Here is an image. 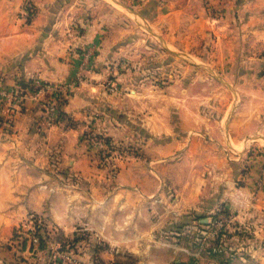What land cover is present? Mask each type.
<instances>
[{
  "label": "crops",
  "instance_id": "0c3cea01",
  "mask_svg": "<svg viewBox=\"0 0 264 264\" xmlns=\"http://www.w3.org/2000/svg\"><path fill=\"white\" fill-rule=\"evenodd\" d=\"M33 1L36 9L27 21L24 0H0V81L7 88L17 87L20 95L17 103L0 100V264H46L50 247H32L37 244L31 245L28 237L30 217L39 215L55 228L62 225L68 229L84 212V219H94L82 208L90 196L96 201V234L110 242L112 249L104 252H111L112 257L113 253L143 254L150 250L147 240L154 230V208L161 220L164 214L176 218L192 211L202 215V221L218 206H224L235 221L252 220L257 236L264 237V183L259 182L264 156L249 157L252 165L238 183L240 166L230 162L221 150V146L236 147L246 136H264V89L250 84L236 86L248 99L232 108L225 123H205L207 120L200 118L196 121L204 132L198 136L158 143L149 139L146 152L149 156L150 151L149 162L155 164L143 166L137 159L119 162L110 180L81 140L92 124L91 118L97 122L94 114L100 116L104 99L100 79L105 73L104 63L114 59V48L122 38L115 21L122 12L107 0ZM118 1L132 5L134 12L155 6L156 12L150 9L145 20L165 28L172 19L178 22L182 15L191 13L194 27L213 29L219 37L216 45L228 46L226 60L231 59L233 47L239 49L234 58L240 61L260 59L259 55H248L252 50L245 47L247 41L264 47V0H223L226 17L217 20L206 17L202 0ZM236 26L241 40L227 35ZM87 52L88 59L84 56ZM78 71L84 73L86 81L76 84L61 103L60 121L46 126L42 104L49 93H37L33 81L73 80ZM167 89L148 88L146 95L136 99L135 107L145 112V123L151 129L160 118L158 128L169 130L162 120H168ZM108 97L107 101L114 104L120 101ZM162 135L155 132V136ZM177 152L182 154L178 160L167 159ZM167 170L173 174L179 171L182 176L170 186L176 197L162 213L161 207L157 210L153 206V197L167 203L165 189L161 181L153 185L150 171L163 177ZM15 231L27 238L24 245L14 237ZM49 234L54 236V231ZM106 253L104 257H108ZM239 254L225 261L209 257L207 264H264V246ZM118 257L113 264H119L115 262ZM139 264L150 262L142 260Z\"/></svg>",
  "mask_w": 264,
  "mask_h": 264
},
{
  "label": "rangeland",
  "instance_id": "374dc122",
  "mask_svg": "<svg viewBox=\"0 0 264 264\" xmlns=\"http://www.w3.org/2000/svg\"><path fill=\"white\" fill-rule=\"evenodd\" d=\"M107 1L122 12L115 20L121 27L122 34L120 31L119 35L121 34L122 38L120 44L114 48V59L104 63L105 73L100 79L104 97L100 102L103 103L99 108L100 116L94 114L97 116V122L91 118L92 124L82 134L81 141L95 164L107 171V178L109 176L110 180L118 169L119 162L123 164L137 159L143 166L155 164L149 162L150 151L149 156L146 152L149 139L158 143L176 137L198 136V133L204 132L196 121L200 118L207 120L205 123L216 120L225 123L234 111H231L232 108L248 99L247 93H242L236 86L250 84L264 89V47L251 45V42L247 41L245 49L252 50L248 55H259L260 59L240 61L234 58L238 56L239 49L233 47V55L229 54L231 59L226 60L228 46L216 45L219 37L213 29L194 27L191 13L182 15L178 22L172 19L165 28L145 20L150 9L156 12L153 5L145 7L146 11L134 12L132 5L119 4L118 0ZM222 1L202 0L207 18L217 20L226 17ZM24 4L31 5L33 9L36 7L33 0H24ZM153 15L154 18L156 15ZM233 16L237 19V16ZM227 35L241 40L238 26L228 30ZM85 79L87 78L76 84L84 83ZM147 87L153 90L168 88V120L162 119L168 126L167 132L158 128L162 125L160 118L151 129L145 123V112L135 107L136 99L146 95ZM75 88H72L70 93H73ZM107 97L113 99L112 101H120L114 104L107 101ZM155 132H161L163 135L155 136ZM246 137L236 147L221 146L226 158L240 166L237 176L239 178L236 180L238 183L252 165L249 157L258 154L264 156V136ZM181 155L177 152L167 159L174 162ZM153 171H150L153 185L162 182L165 189L164 199L167 201L165 203L160 197L154 196L153 206L157 210L161 207V212L164 213L168 203L176 197L175 189L170 186L182 174L179 171L173 174V171L167 170L163 177H158ZM260 177L262 179L259 182L263 184L264 173L259 175ZM92 198L90 196L85 199L86 203L82 208H86L88 214H93L94 219H84V212L68 229H64L62 225L55 228L48 219L44 220L39 215L30 217L27 232H35L40 236L39 243L32 247H50V257L46 264H113L116 256L119 257L115 262L119 264H139L142 260L150 264H177L176 260H180L179 264H192L196 261L207 264L209 257L219 261H225V258L232 260L247 248H256L260 240L264 243V237L257 236L252 220L237 222L233 219L228 223L222 216L220 219L216 217L223 211L230 214L224 206H218L211 214H207L205 223H208L209 227L202 226L204 222L199 220L202 215L198 216L192 211L176 218L164 214L161 220L159 211L154 208V230L147 240L150 250L143 254L113 253L112 257L111 252H104L112 249L110 242L96 234V201ZM215 225H223L224 231L221 229L220 232L222 239L213 236ZM32 226L35 230H30ZM51 231H54L52 237L49 234ZM57 253L65 256L61 257L56 255ZM105 253L108 257H104ZM228 254L231 256L228 257ZM244 255L245 253L242 256Z\"/></svg>",
  "mask_w": 264,
  "mask_h": 264
},
{
  "label": "built area",
  "instance_id": "2783aa9c",
  "mask_svg": "<svg viewBox=\"0 0 264 264\" xmlns=\"http://www.w3.org/2000/svg\"><path fill=\"white\" fill-rule=\"evenodd\" d=\"M25 11H26L25 12L26 20L33 16L34 9L32 8L31 5L29 6L25 5ZM84 56L85 58L88 59L90 57V53L87 52ZM84 78H85L84 73L81 71H78L77 75L75 76L73 80L57 81L53 83H44V82H40L39 80L33 81V85L37 93H41V92L49 93L48 97L44 99L43 104H42V109H43L42 122L46 126L55 125L60 121L61 103L65 99H67L72 88L76 86V83L81 82L82 80H84ZM0 100L8 102L9 104L14 103V102L17 103L20 100L18 88L17 87L7 88L0 81ZM221 216L223 217L222 219L228 223H230L234 219L233 216L231 214H227L226 211L220 212L219 214L216 215V217H218L219 219ZM233 224L234 222H232V226ZM222 226L215 225L212 230V234L214 237H216V239H222V236L220 234L222 230L224 231V228L222 229ZM228 226L230 227L229 224ZM30 230H35V229L32 226ZM29 232H28L29 234L28 237L30 239L31 244H38L40 241V237L37 234H35V232L33 233L31 231ZM56 255H59L61 257L65 256L60 253H57ZM230 256L231 255L228 254V257Z\"/></svg>",
  "mask_w": 264,
  "mask_h": 264
},
{
  "label": "trees",
  "instance_id": "16d2710c",
  "mask_svg": "<svg viewBox=\"0 0 264 264\" xmlns=\"http://www.w3.org/2000/svg\"><path fill=\"white\" fill-rule=\"evenodd\" d=\"M27 21H30V18H28ZM201 225L202 226H208V227L210 226L208 223H202ZM14 237H17L19 239L20 243L23 245L25 244V242L27 240V238H25L21 234H18L16 231L14 232ZM259 245L264 246L263 241L260 240ZM192 264H195V263L193 262Z\"/></svg>",
  "mask_w": 264,
  "mask_h": 264
},
{
  "label": "water",
  "instance_id": "95a60500",
  "mask_svg": "<svg viewBox=\"0 0 264 264\" xmlns=\"http://www.w3.org/2000/svg\"><path fill=\"white\" fill-rule=\"evenodd\" d=\"M202 221L205 223V222H207V219H203Z\"/></svg>",
  "mask_w": 264,
  "mask_h": 264
}]
</instances>
